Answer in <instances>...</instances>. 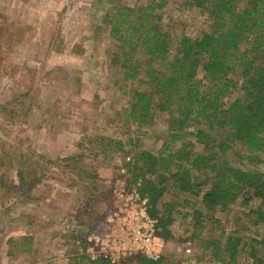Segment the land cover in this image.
<instances>
[{
    "label": "rangeland",
    "instance_id": "374dc122",
    "mask_svg": "<svg viewBox=\"0 0 264 264\" xmlns=\"http://www.w3.org/2000/svg\"><path fill=\"white\" fill-rule=\"evenodd\" d=\"M147 3L0 0V264L78 262L72 232L90 229L94 218L109 209L110 198H115L107 190L117 180L130 179L124 169H120L124 176L115 170V158L98 154L95 137L118 141L130 153L157 154L168 142L165 114H156L152 125L141 127L127 119L126 92L142 86L121 82L118 65L111 64L118 44L102 22L115 4ZM184 3L169 0L157 12L173 39L181 35L195 38L209 31L207 16ZM236 96L233 92L229 100ZM68 158L83 173L70 175L64 169ZM257 158L253 165L245 159L241 163L264 173V155L257 154ZM71 177L79 187L67 185ZM174 197L170 187L164 200ZM178 197L191 203L178 205L181 212L171 225L174 241L166 245L165 264H214L197 238H191V253L179 249L195 229V220L184 213L200 205L196 197ZM256 204L258 200L250 203ZM248 206L236 203L230 211L208 214L219 226L204 222L208 226L201 228L200 237H218L223 229V238L234 232L247 242L264 240V225L250 224ZM74 216H81L84 223ZM106 227L103 220L97 230L102 233ZM254 245L258 256H264V245ZM240 260L250 261L248 251L240 253ZM80 264L89 262L84 259Z\"/></svg>",
    "mask_w": 264,
    "mask_h": 264
},
{
    "label": "trees",
    "instance_id": "16d2710c",
    "mask_svg": "<svg viewBox=\"0 0 264 264\" xmlns=\"http://www.w3.org/2000/svg\"><path fill=\"white\" fill-rule=\"evenodd\" d=\"M168 1L148 0L144 6L131 7L115 4L102 18L110 39L118 44L111 64L118 65L121 82L142 86L126 92L127 119L141 127L152 125L156 114H165L168 142L157 154L126 152L120 142L106 137H95L93 143L99 155L116 159L115 170L124 169L129 175V180L124 178L126 187L137 186L148 196L150 214L157 219L166 245L174 241L171 225L181 212L178 205L191 203L179 201L178 196L187 194L200 205L184 213L195 220L188 239L197 238L201 249L219 264H264L254 245H264V240L247 242L234 232L223 238V229L218 237H200L201 228L208 226L204 222L219 226L208 214L230 211L236 203L249 205L250 224L264 225V173L241 163L245 159L253 165L259 161L257 154L264 155V0H185V6L207 16L209 31L176 39L163 28L157 13ZM233 92L237 96L229 100ZM70 160H64V169L70 175L83 173ZM68 184L80 186L72 177ZM170 187L177 198L164 200ZM112 189L107 190L109 195ZM254 200L258 204L250 205ZM113 205L110 198L107 212L94 218L86 230H97ZM74 217L84 223L81 216ZM73 232V240L84 234ZM242 251H248L250 261L240 260ZM77 258L76 264L86 259ZM124 260L118 264L128 260L129 264H165V258L152 261L142 255Z\"/></svg>",
    "mask_w": 264,
    "mask_h": 264
},
{
    "label": "built area",
    "instance_id": "2783aa9c",
    "mask_svg": "<svg viewBox=\"0 0 264 264\" xmlns=\"http://www.w3.org/2000/svg\"><path fill=\"white\" fill-rule=\"evenodd\" d=\"M120 174L123 175L124 171L120 170ZM112 193L114 205L104 218L107 229L102 233L84 230L82 237H75V256H83L90 261L104 260L109 264H118L138 255L152 261L160 260L166 241L160 235L157 219L150 214L148 196L137 186L126 187L122 180L116 181ZM179 249L186 254L191 253L192 240H183Z\"/></svg>",
    "mask_w": 264,
    "mask_h": 264
}]
</instances>
